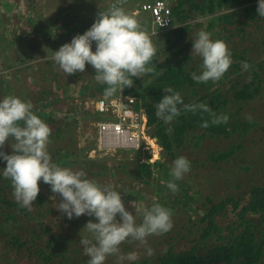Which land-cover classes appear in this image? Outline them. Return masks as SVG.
Masks as SVG:
<instances>
[{"label": "rangeland", "instance_id": "rangeland-1", "mask_svg": "<svg viewBox=\"0 0 264 264\" xmlns=\"http://www.w3.org/2000/svg\"><path fill=\"white\" fill-rule=\"evenodd\" d=\"M157 1H164L171 8L177 0H123L122 7L135 15L152 38L156 50L162 51L159 60L171 56L176 58V62L182 60L185 54L192 58L193 62H187L189 66L200 67V72L201 58L191 55L192 48L186 47L192 41L191 37L200 30L210 33L214 40H222L229 49L235 45L242 52L250 51L255 39H264V20L248 23L245 35L240 33L227 40L230 33L224 30L220 33L224 39L212 34L208 25L213 22V18L193 17L188 22L190 31L183 34L178 46L171 50L169 48L173 44L165 42L162 31L154 28L151 15L142 11L144 4ZM115 2L0 0V98L15 95L31 101L33 110L51 129L48 152L60 167L83 171L99 184L111 185L122 192L126 210L133 214V205L150 207L154 200L170 210L173 227L169 232L151 235L145 244L126 240L119 246V254L108 256L104 262L134 264L149 260L150 264H158V258L169 250L190 251L202 241L201 236L206 228L203 218L208 213L210 200L218 204L232 198L240 204L241 209L249 201L250 187L253 184L264 185V92L243 105L239 113L245 120H253L258 124L250 135L254 148L230 163L214 164L210 158L214 151L228 148L231 139L209 137L196 146V138L190 136L185 146L176 149L171 156L163 153L159 166L152 167L154 177L143 181L137 176V162L142 160L137 152L118 150L109 156L94 152L97 144L96 122L103 120L101 115L95 113L97 83L93 78L94 69L86 65L84 73L67 76L53 64L50 57L52 51L90 28L99 10L103 11ZM237 20L244 21L242 11ZM173 28L177 34V38L173 35V39L178 41L181 36L178 31L183 26ZM217 28L213 33L223 29L221 26ZM240 28L238 23L229 29L233 33L232 29L235 32ZM180 48L187 50L178 56L175 52ZM168 49L171 51L167 52ZM47 55L49 58L45 59ZM242 67L247 81V67ZM236 77L233 75L231 82L224 83V90L234 84ZM238 109L239 106H233L230 111L235 113ZM146 126L153 130L148 123ZM2 150L11 153L8 141ZM65 153L66 157L63 158ZM178 156L187 158L191 167L181 180L175 181L178 188L173 192L166 185L171 179L169 172L172 161ZM59 159H62L61 163ZM5 163H0V168ZM39 186L40 192L31 210H28L21 208L15 201L10 179L0 176V264H66L67 260H72L74 264H87L88 257L79 240L81 235H88L86 230L81 231L94 218L81 215L69 220L56 208V204L61 202L59 194L52 193L50 186L43 182ZM233 208L232 204L228 205L226 213L218 218L219 227L226 228L234 223L237 213ZM13 237L21 241L17 245H10L9 241ZM53 240L56 243L48 254L54 253L57 257L46 263L40 252L49 251L47 245ZM213 244L214 240L210 243L201 242L200 251H205ZM148 247L153 250L151 256L146 254L145 249ZM128 253H135L137 259L127 260L125 257Z\"/></svg>", "mask_w": 264, "mask_h": 264}, {"label": "clouds", "instance_id": "clouds-1", "mask_svg": "<svg viewBox=\"0 0 264 264\" xmlns=\"http://www.w3.org/2000/svg\"><path fill=\"white\" fill-rule=\"evenodd\" d=\"M122 2L116 0L107 9L99 10L90 28L52 51L50 57L53 64L67 76L84 73L86 65L94 69L93 78L96 83L106 85L103 94L97 93L96 96L111 98L117 93L121 95L123 90L129 94L126 88L133 86L134 77L140 79L153 71L156 47L135 15L122 7ZM257 4V16L264 19V0H257ZM191 39V55L195 54L202 60L199 74L193 72L191 78L197 83L218 81L232 63L226 44L222 40L212 39L211 34L204 30H200ZM163 90L167 94L154 105L155 116L169 124L182 108L190 110L192 106L184 104L181 94L172 88ZM138 99L146 113L142 99ZM146 116L149 123L147 113ZM227 119V116L223 117V121ZM201 126L208 125L205 122ZM50 136L49 125L33 111L31 101L15 95L0 98V163L6 162L0 168V176L10 179L13 196L21 208L31 210L40 192L39 184L43 182L50 186L52 193L59 194L61 202L56 204V208L69 220L81 215L94 218L81 231L86 230L88 235L80 234L79 240L88 257L87 264H104L108 256L119 254V246L126 240L145 244L147 237L164 234L172 229L170 210L155 200L150 207L133 205V214L126 210L122 192L111 185L99 184L88 178L83 171L62 168L56 164L48 152ZM6 141L12 149L10 154L2 150ZM94 152L98 153L97 144ZM143 161L142 158L137 162L138 165L147 163L154 167L161 159L154 163H150L149 158ZM190 167L187 158L176 157L170 167L171 179L167 182V188L175 192L178 188L175 181L181 180ZM145 251L148 256L153 255L150 247ZM125 258L135 261L137 256L128 253Z\"/></svg>", "mask_w": 264, "mask_h": 264}, {"label": "trees", "instance_id": "trees-1", "mask_svg": "<svg viewBox=\"0 0 264 264\" xmlns=\"http://www.w3.org/2000/svg\"><path fill=\"white\" fill-rule=\"evenodd\" d=\"M255 0H177L171 9L172 25L183 26L178 32L181 34L178 41H174V28L170 27L162 31L165 42L173 44L169 49L174 50L183 39V34L190 31L189 21L193 17L213 18L209 22V29L215 37L221 38L223 30L230 33L227 40L233 36L247 33L246 27L250 22L264 20L257 16V3ZM231 11V12H230ZM244 14V21L237 20L239 12ZM240 24L241 28L231 33L230 27ZM217 26L223 27L219 32L213 33ZM177 35V34H176ZM175 35V36H176ZM183 36V37H182ZM177 38V36L175 37ZM152 39V38H151ZM214 39V37H212ZM221 39H224L221 38ZM227 48L228 45L226 44ZM187 48H192V41L187 43ZM166 50L171 51V50ZM229 49V48H228ZM186 48H180L175 52L178 56L183 55ZM231 61L228 70L218 81L209 80L206 83H197L191 78V73L199 74L196 66L190 67L187 62H193L190 56L183 55L182 60L174 57H166L159 60L161 50L156 51L153 58V71L139 78H133L132 87H127L128 93L140 97L148 115V125L153 127L151 133L154 134L160 145L163 147L164 154L171 156L176 149L184 147L188 138H196V146L206 138L231 139L228 148L223 151L211 153L210 160L214 164L230 163L239 156L245 155L250 151L254 141L250 137L258 124L255 121L245 120L239 113L243 105L252 102L264 92V39H255L250 46V51H240L239 47L233 45L229 49ZM240 51V52H239ZM177 56V57H178ZM186 62V63H184ZM243 66L247 67L249 79L243 73ZM236 75L234 84L224 90V83L231 82L232 76ZM106 85L97 84L96 91L103 94ZM172 88L183 97L184 104L191 105V109H181L180 114L169 124L163 123L155 116L154 105L162 96L167 93L163 89ZM191 98V99H189ZM194 100V101H193ZM203 106V107H202ZM233 106H239L235 113L230 111ZM36 114L37 112L33 110ZM227 116V121L223 117ZM207 127H202L203 123ZM63 158L66 157V153ZM62 158V159H63ZM62 159H59L61 163ZM253 162V161H252ZM251 163V161H250ZM156 163L154 167L159 166ZM162 166V165H161ZM250 171V168H248ZM137 176L140 179L149 180L154 177L152 167L147 164H140L137 167ZM250 198L246 205L240 209V204L232 198L215 204L209 201L208 213L203 221L206 228L202 233L201 242H212L214 244L205 251H200V243H197L190 251L176 252L169 250L158 258V264H261L264 262V185L253 184L250 187ZM9 205H14L7 203ZM232 204L236 211L234 223L226 228L219 227L218 218L226 213L228 205ZM1 225V224H0ZM9 236V235H8ZM21 240L12 238L9 244L17 245ZM56 240L50 241L47 250L40 252L42 259L46 263L57 257L54 253L48 254L53 248ZM23 243L22 245H25ZM66 264H74L72 260H67ZM150 264L149 260L143 263Z\"/></svg>", "mask_w": 264, "mask_h": 264}, {"label": "built area", "instance_id": "built-area-1", "mask_svg": "<svg viewBox=\"0 0 264 264\" xmlns=\"http://www.w3.org/2000/svg\"><path fill=\"white\" fill-rule=\"evenodd\" d=\"M142 11L152 17L154 28L166 31L172 28L171 9L164 1L144 4ZM163 21H166L163 23ZM163 23V26L160 25ZM95 112L103 117L97 121V152L109 154L118 150L137 152L145 162L159 161L163 149L144 124L148 123L139 97L117 93L111 98L96 96Z\"/></svg>", "mask_w": 264, "mask_h": 264}, {"label": "bare ground", "instance_id": "bare-ground-1", "mask_svg": "<svg viewBox=\"0 0 264 264\" xmlns=\"http://www.w3.org/2000/svg\"><path fill=\"white\" fill-rule=\"evenodd\" d=\"M146 125H147V123H146V124H144V126L147 128V126H146Z\"/></svg>", "mask_w": 264, "mask_h": 264}]
</instances>
